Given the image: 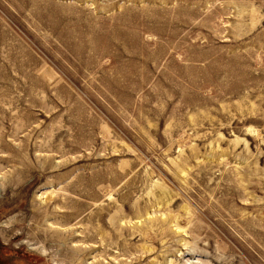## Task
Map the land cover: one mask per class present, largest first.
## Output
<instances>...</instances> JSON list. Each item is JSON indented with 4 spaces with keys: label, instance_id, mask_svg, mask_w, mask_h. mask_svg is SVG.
<instances>
[{
    "label": "rangeland",
    "instance_id": "obj_1",
    "mask_svg": "<svg viewBox=\"0 0 264 264\" xmlns=\"http://www.w3.org/2000/svg\"><path fill=\"white\" fill-rule=\"evenodd\" d=\"M0 264H264V0H0Z\"/></svg>",
    "mask_w": 264,
    "mask_h": 264
},
{
    "label": "bare ground",
    "instance_id": "obj_2",
    "mask_svg": "<svg viewBox=\"0 0 264 264\" xmlns=\"http://www.w3.org/2000/svg\"><path fill=\"white\" fill-rule=\"evenodd\" d=\"M43 253H44V251H43Z\"/></svg>",
    "mask_w": 264,
    "mask_h": 264
}]
</instances>
